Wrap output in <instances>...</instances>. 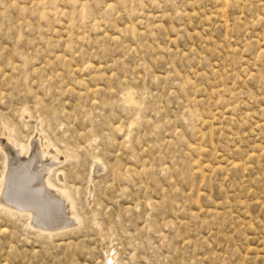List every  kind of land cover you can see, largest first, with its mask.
<instances>
[{"label": "rangeland", "instance_id": "obj_1", "mask_svg": "<svg viewBox=\"0 0 264 264\" xmlns=\"http://www.w3.org/2000/svg\"><path fill=\"white\" fill-rule=\"evenodd\" d=\"M48 164L0 264H264V0H0V196Z\"/></svg>", "mask_w": 264, "mask_h": 264}, {"label": "bare ground", "instance_id": "obj_2", "mask_svg": "<svg viewBox=\"0 0 264 264\" xmlns=\"http://www.w3.org/2000/svg\"><path fill=\"white\" fill-rule=\"evenodd\" d=\"M20 151L21 150H19V152ZM41 155H43L42 152H39V159H44V158L41 157ZM13 163H15V162H13ZM19 165H20V163H19ZM50 166H51V164H48L44 168L37 167V169H38L37 170L38 171V174L37 175H38V177H40V179L37 181L36 190H40V192H48L49 194L46 193L48 195L42 196V198H41L40 197L41 196L40 194L39 195L36 194L35 196L33 195L34 196V199H32L33 197L31 198V196H29V197H27V196L26 197H21V196H15L14 197L13 196L12 197V196L9 195V190H8V191L4 192L3 196H0V202L9 203L12 206H16V207L20 205L21 208L27 209L31 213V216H32L33 221L38 222V224L42 228H44L46 230H51V229L60 228V227L63 228V226H66V225L69 224L67 222V217L65 216L66 214H68V210H67L66 203H65V206L63 205V207H65V208L61 212H58L57 207H56L57 202H59L62 205L63 202L65 201L63 198H61L62 195H64L65 197L67 195L65 194V192L63 193V191L62 192L59 191L58 192L59 194L58 193L57 194L54 193V192H57V191L50 192L51 191L50 190V184L46 180V171H47V169L50 168ZM12 176H13V171L10 170V172L8 173V179H7V181L10 182L9 178H12ZM4 180H5V178H4ZM52 199L55 202L57 201L56 204L54 203L55 205L54 204H50V201Z\"/></svg>", "mask_w": 264, "mask_h": 264}]
</instances>
